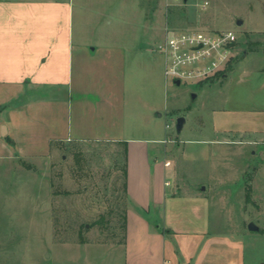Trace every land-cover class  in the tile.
<instances>
[{
  "label": "rangeland",
  "instance_id": "obj_1",
  "mask_svg": "<svg viewBox=\"0 0 264 264\" xmlns=\"http://www.w3.org/2000/svg\"><path fill=\"white\" fill-rule=\"evenodd\" d=\"M67 1L75 36L151 50L157 72L151 146L188 182L217 188L216 232L241 238L246 264H264V232L249 230L253 223L264 231V0ZM167 30L231 31L237 41L220 74L177 85L165 79L164 59L153 52ZM124 150L68 142L44 158L0 160V264H125Z\"/></svg>",
  "mask_w": 264,
  "mask_h": 264
},
{
  "label": "crops",
  "instance_id": "obj_2",
  "mask_svg": "<svg viewBox=\"0 0 264 264\" xmlns=\"http://www.w3.org/2000/svg\"><path fill=\"white\" fill-rule=\"evenodd\" d=\"M73 13L67 0H0V160L44 158L56 143L123 144L125 264H246L241 238L216 232L217 188L188 182L151 146V50L93 45L73 34Z\"/></svg>",
  "mask_w": 264,
  "mask_h": 264
},
{
  "label": "built area",
  "instance_id": "obj_3",
  "mask_svg": "<svg viewBox=\"0 0 264 264\" xmlns=\"http://www.w3.org/2000/svg\"><path fill=\"white\" fill-rule=\"evenodd\" d=\"M174 4L187 0H171ZM205 3L204 8L208 6ZM237 41L234 32L206 33L167 30L155 52L164 59V75L173 83L183 80L207 81L221 73L231 56V46Z\"/></svg>",
  "mask_w": 264,
  "mask_h": 264
},
{
  "label": "water",
  "instance_id": "obj_4",
  "mask_svg": "<svg viewBox=\"0 0 264 264\" xmlns=\"http://www.w3.org/2000/svg\"><path fill=\"white\" fill-rule=\"evenodd\" d=\"M238 25H240V26L243 25V22L242 21H238ZM176 84L177 85H180L181 83L180 82H177ZM184 124H185V119L184 118H180L178 120V123H177V131H178V133H181L182 132V129L184 127ZM249 230L251 232H260L261 231V229L258 226H256L255 224H253V223H251L249 225Z\"/></svg>",
  "mask_w": 264,
  "mask_h": 264
},
{
  "label": "trees",
  "instance_id": "obj_5",
  "mask_svg": "<svg viewBox=\"0 0 264 264\" xmlns=\"http://www.w3.org/2000/svg\"><path fill=\"white\" fill-rule=\"evenodd\" d=\"M220 74V73H219ZM127 152L126 150L124 151V169H123V176H124V190H125V193H126V184H125V178H126V175H127V171H126V160H127ZM124 229L126 230V217L124 219V225H123ZM260 232H264V231H260Z\"/></svg>",
  "mask_w": 264,
  "mask_h": 264
}]
</instances>
